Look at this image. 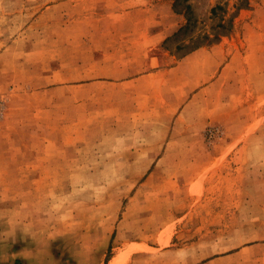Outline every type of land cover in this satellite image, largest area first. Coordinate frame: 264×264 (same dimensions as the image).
Listing matches in <instances>:
<instances>
[{"label":"rangeland","instance_id":"374dc122","mask_svg":"<svg viewBox=\"0 0 264 264\" xmlns=\"http://www.w3.org/2000/svg\"><path fill=\"white\" fill-rule=\"evenodd\" d=\"M264 264V0H0V264Z\"/></svg>","mask_w":264,"mask_h":264},{"label":"bare ground","instance_id":"6f19581e","mask_svg":"<svg viewBox=\"0 0 264 264\" xmlns=\"http://www.w3.org/2000/svg\"><path fill=\"white\" fill-rule=\"evenodd\" d=\"M118 261L117 260H114V264H116Z\"/></svg>","mask_w":264,"mask_h":264}]
</instances>
